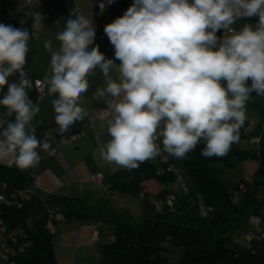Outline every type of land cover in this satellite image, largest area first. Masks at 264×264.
I'll return each mask as SVG.
<instances>
[{"label": "clouds", "instance_id": "obj_1", "mask_svg": "<svg viewBox=\"0 0 264 264\" xmlns=\"http://www.w3.org/2000/svg\"><path fill=\"white\" fill-rule=\"evenodd\" d=\"M114 2L102 0L101 13ZM240 20L255 22L237 30ZM39 27V17L31 32L0 23V163L22 171L37 167L40 152L51 148L48 136L36 135L40 106L29 96L25 71ZM95 33L93 19L78 15L57 33V49L44 41L48 94L57 97L51 104L63 134L88 115L82 96L99 68L106 87L93 98L109 97V139L100 148L109 164L131 171L163 152L186 159L197 148L206 159L223 158L239 142L253 93L264 97V0H133L104 27L114 58L94 45Z\"/></svg>", "mask_w": 264, "mask_h": 264}, {"label": "trees", "instance_id": "obj_2", "mask_svg": "<svg viewBox=\"0 0 264 264\" xmlns=\"http://www.w3.org/2000/svg\"><path fill=\"white\" fill-rule=\"evenodd\" d=\"M25 71L33 83L29 96L38 103L37 77ZM10 79H18V75ZM261 110L264 114V108ZM79 123L70 129L77 130ZM251 123L246 119L239 142L223 158L206 159L199 148L186 159L163 152L168 161L158 156L138 169L122 168L106 176L103 198L94 204L69 195L43 198L34 189L21 208L1 207L10 229L22 228L27 233L28 246L16 247L12 260L15 264H60L55 256L56 231L48 227L50 211L58 210L67 221L102 220L113 227L114 239L100 243L99 264H264V235L251 240L248 237L250 216L260 215L264 227V121ZM35 126L37 137L44 139L47 124ZM257 135L260 141L252 142ZM248 161L257 163L252 174H247L244 167ZM170 164L184 177L187 192L177 173L167 170ZM0 179L7 181L9 194L26 190L33 183L25 171L3 163ZM149 180L157 181L161 190L148 192L145 183ZM176 184L180 188H175ZM116 193L141 198V215L118 206L113 197ZM170 194L176 195L173 207L166 203ZM155 201L162 202L161 208ZM203 206L211 208L209 214L204 215ZM246 224L248 228L241 233ZM236 233L242 235L236 237Z\"/></svg>", "mask_w": 264, "mask_h": 264}, {"label": "crops", "instance_id": "obj_3", "mask_svg": "<svg viewBox=\"0 0 264 264\" xmlns=\"http://www.w3.org/2000/svg\"><path fill=\"white\" fill-rule=\"evenodd\" d=\"M40 2L39 6L31 7L27 5L26 0H0V23L17 28L27 27L31 32L33 20L39 17L41 27L36 31L40 38L29 42L30 50L26 57L25 69L48 84L52 74L51 53L44 48L45 40H51L53 48L57 49L59 42L56 40V35L66 27L67 19L85 15L93 19L96 26L94 45H99V50L107 58H114V47L104 33V27L116 17L122 16L133 0H115L105 8L103 13L99 8L102 0H40ZM39 8H42L45 13L35 17L34 12ZM29 21L32 22L28 24ZM115 62L120 63L119 60ZM110 74L113 79L118 77L115 69ZM88 80L90 87L83 94L81 105L87 110L88 115L80 121L79 128H77V130L82 128L85 132L75 144L58 143L62 134L58 131L59 126L55 122L56 114L51 104L52 99L57 98L56 95L46 94L38 102L40 112L34 118L33 123L34 125L47 124L46 136L49 138L51 148L40 152L41 161L37 167L23 171L30 179L41 180L42 184L35 188V193L43 198L52 194L69 195L94 204L103 198L104 188H100L94 182L93 175L103 173L106 177L122 169L115 164L107 163L100 155L101 146L109 139L107 121L110 116L100 118L95 116V111L107 105L109 97L97 100L93 96L97 88L106 87L105 78L97 68L95 74L89 76ZM259 104L253 98L248 102L247 120L256 123L264 121V114L261 110L263 107ZM75 131L69 129L63 134ZM53 149L57 151L53 153ZM244 167L247 174H252L256 171L257 163L248 161L245 162ZM145 184L148 192L155 193L161 190L160 184L155 180H149ZM113 197L115 201L124 200L125 204L119 205L120 207L129 209L136 216L141 215L142 201L141 211L136 214L131 208V204H134L132 196L116 193ZM56 229L55 256L60 264H99L101 260L100 243H107L114 239L113 227L102 220L87 222L65 220L58 222ZM95 236L99 238L97 242L94 241ZM4 261L0 257V264H5Z\"/></svg>", "mask_w": 264, "mask_h": 264}, {"label": "built area", "instance_id": "obj_4", "mask_svg": "<svg viewBox=\"0 0 264 264\" xmlns=\"http://www.w3.org/2000/svg\"><path fill=\"white\" fill-rule=\"evenodd\" d=\"M28 6H39L40 0H26ZM45 11L42 8L37 9L34 12V16L37 17L38 15H44ZM236 23L234 27L239 30V26ZM218 36H222L223 32H218ZM35 87L38 92V100H42L46 94H48V84L45 80L40 78L35 79ZM95 116L100 118H107L110 116V113L107 110V105L101 106L100 108L96 109ZM251 124H254L253 122ZM264 128V127H263ZM84 129H80L75 132L62 134L61 137H59L58 143L59 144H75L79 138L84 134ZM260 135L254 136L251 138L252 142H259L260 141ZM162 146V140L159 141ZM53 153H55L57 150L53 149ZM167 155L161 154V160L168 161ZM167 170H174L177 173L178 180L181 182L182 189H184L185 192L188 191V187L186 185V182L184 180V177L182 174L176 169V166L174 164H170L167 167ZM104 179L105 176L103 173H96L93 175L94 182L100 186V188L104 187ZM31 187L26 190H20L11 192V194L7 193L8 189V183L7 181L0 179V196L4 198L3 201H0V257L5 260V264H15V261L12 260L11 256L15 252L16 247H19L21 249L28 246V239H27V233L22 228H13L10 229V227L7 225L2 213H1V207L3 206H16L17 208H21L26 199H29L30 195L34 192V189L38 186H40L41 180L38 178H35L32 180ZM168 201H166L167 205L169 207H173L174 201H176V195L170 194L167 198ZM6 201V202H5ZM158 208H161L162 202L155 201ZM211 208H208L206 206H203L202 211L204 212V215L209 214V210ZM49 221H48V227L51 230V232H55L56 225L58 222L65 221L67 219L63 213H61L58 210H51L49 214ZM251 229L248 232L249 240L254 239L255 237H258L260 235H264V227L262 226V218L260 215H252L249 218ZM99 240L98 236L94 237V241L97 242Z\"/></svg>", "mask_w": 264, "mask_h": 264}, {"label": "rangeland", "instance_id": "obj_5", "mask_svg": "<svg viewBox=\"0 0 264 264\" xmlns=\"http://www.w3.org/2000/svg\"><path fill=\"white\" fill-rule=\"evenodd\" d=\"M237 23H238V24H237L238 26L242 27L243 24H244V20L237 21ZM252 98H253L255 101L259 102V103H260L259 105H261V106L264 108V97L253 96ZM153 160L156 161L157 159L155 158V159H153ZM3 164H7V162H3ZM175 188H180V185L176 184V185H175ZM263 196H264V194H263ZM129 197H130V196H129ZM132 198H133V203H134V204H131V208H132V210H134V212H135L136 214H138L139 211H141V200H142V199L135 198V197H133V196H132ZM126 202H127V201H126ZM116 204H117L118 206H119V205H124L125 202H124L123 199H117V200H116ZM127 204L130 205V203H128V202H127ZM247 228H248V224L244 225V227H242V228L240 229V232H241V233H244V231H245ZM241 235H242V234L238 235V233H236V237H239V236H241ZM55 239H56V237H55Z\"/></svg>", "mask_w": 264, "mask_h": 264}]
</instances>
